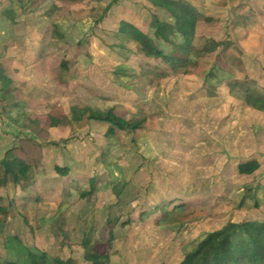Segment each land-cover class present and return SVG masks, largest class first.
<instances>
[{
    "label": "rangeland",
    "instance_id": "374dc122",
    "mask_svg": "<svg viewBox=\"0 0 264 264\" xmlns=\"http://www.w3.org/2000/svg\"><path fill=\"white\" fill-rule=\"evenodd\" d=\"M188 1L202 13L194 72L145 62L118 31L124 19L152 35L147 0H0V103L15 110L0 144L15 138L38 164L28 188L0 187V261L44 251L91 264L87 239L109 264H176L210 231L264 220V111L228 85L264 90V0ZM157 64L166 77H141ZM72 106L112 108L139 127L107 134ZM249 159L260 167L240 174Z\"/></svg>",
    "mask_w": 264,
    "mask_h": 264
},
{
    "label": "trees",
    "instance_id": "16d2710c",
    "mask_svg": "<svg viewBox=\"0 0 264 264\" xmlns=\"http://www.w3.org/2000/svg\"><path fill=\"white\" fill-rule=\"evenodd\" d=\"M147 1L154 7L149 23L152 35L124 19L120 21L118 31L136 44L137 51L145 62L149 59L162 60L173 70L184 66L189 68L188 72H194L196 63L191 62L190 54L202 53V49L195 45L197 25L202 13L188 0ZM115 2L116 0H112V4ZM110 5L111 3L107 9ZM158 41L169 45L171 49L168 52L164 51ZM158 66L159 64L144 67L141 77L150 83L166 77L165 70L158 69ZM228 85L231 91L240 93L249 106L264 111V90L258 89L252 81L231 80ZM71 112L72 118L77 120L85 118L110 124L107 134H113L116 130L133 132L139 127L115 114L112 108L103 110L89 106L82 108L72 106ZM48 118L49 126H55L60 122L59 117L48 115ZM31 120H38L37 115ZM34 145L39 146L37 143ZM16 148L17 146H13L8 149L0 159V187H5L11 182L15 186L28 188L35 181L38 164L33 166L29 158L17 155ZM259 165L256 159H249L240 162L237 170L240 174L250 175L259 168ZM54 169L60 175H65L69 171L68 166H55ZM93 187L94 179H91L89 192ZM84 195L86 193L82 194ZM107 222H110L109 219ZM82 246L85 249L84 258L91 264L110 263L108 250L105 252L94 250L87 239L82 242ZM27 260L29 264H75L73 258L53 257L49 260L44 251H28ZM4 263L10 264L5 260L0 261V264ZM176 264H264V220L228 222L221 228L207 233L197 246Z\"/></svg>",
    "mask_w": 264,
    "mask_h": 264
},
{
    "label": "crops",
    "instance_id": "0c3cea01",
    "mask_svg": "<svg viewBox=\"0 0 264 264\" xmlns=\"http://www.w3.org/2000/svg\"><path fill=\"white\" fill-rule=\"evenodd\" d=\"M2 109H3L2 103H0V133H1L2 128H3L2 127L3 124L7 127L9 126V123H5V121H7V122H8V120L11 121V119L14 116V111H15V110H12L11 112L10 111L4 112ZM9 127L12 129V122L10 123ZM3 130H4V128H3ZM7 130H9V129H7ZM14 141H15V138L14 139L12 138L11 140H8V141L6 139H4V141H3L4 144H0V159L4 156L5 152L8 149H10L14 146ZM259 167H260V165H259Z\"/></svg>",
    "mask_w": 264,
    "mask_h": 264
}]
</instances>
